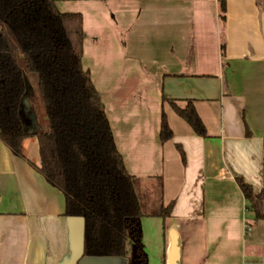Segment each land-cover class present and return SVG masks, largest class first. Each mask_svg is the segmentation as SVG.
<instances>
[{
    "label": "crops",
    "instance_id": "crops-1",
    "mask_svg": "<svg viewBox=\"0 0 264 264\" xmlns=\"http://www.w3.org/2000/svg\"><path fill=\"white\" fill-rule=\"evenodd\" d=\"M57 6L83 15V64L92 75L89 45L102 87L92 79L127 170L141 179V191L153 193L161 179L163 204L174 201L170 216H156L164 231L159 248L147 250L143 239L149 264H169L172 230L179 264H248L264 254V219L256 221L236 181L242 176L264 191V0ZM129 78L136 79L130 87ZM164 96L181 106L191 100L207 135L196 134ZM163 111L173 130L165 142ZM23 147L26 158L0 139V264H129L127 257L84 260V219L64 215L63 193L30 163H39L37 139Z\"/></svg>",
    "mask_w": 264,
    "mask_h": 264
},
{
    "label": "trees",
    "instance_id": "trees-1",
    "mask_svg": "<svg viewBox=\"0 0 264 264\" xmlns=\"http://www.w3.org/2000/svg\"><path fill=\"white\" fill-rule=\"evenodd\" d=\"M84 39L82 13L61 11L57 0H0V139L22 158L23 141L37 139L39 163H30L63 193L64 215L84 219L87 255L149 264L142 218H167L174 201L164 205L160 189L157 208L147 210L141 179L127 170L102 96L84 67ZM163 98L196 134L207 135L191 100L181 106ZM172 137L163 111L160 139ZM236 181L256 221L264 219V191L242 176Z\"/></svg>",
    "mask_w": 264,
    "mask_h": 264
},
{
    "label": "rangeland",
    "instance_id": "rangeland-1",
    "mask_svg": "<svg viewBox=\"0 0 264 264\" xmlns=\"http://www.w3.org/2000/svg\"><path fill=\"white\" fill-rule=\"evenodd\" d=\"M85 50V48H84ZM86 56H85V65L91 66L93 70V76L95 81L97 82V85L101 88L102 85L101 81L98 80L97 72H100V65L98 62V57L95 55V49L89 45L86 46ZM116 79H114L115 81ZM117 81V80H116ZM136 82V79L129 78L127 81V86L130 87L132 84ZM151 187V186H150ZM154 188V192H145L141 191V196L144 198L146 204H147V210H154L157 208V204L159 202L160 197V181L155 182L154 185H152ZM146 217V218H145ZM144 225L142 224V230H143V239L147 240L148 247L147 250H152L151 252H155L157 248H159V242L161 243V239L163 237V228H162V219L156 218V216H144ZM142 222V221H141ZM169 235L170 241L172 240V233L169 231L167 233ZM264 250V244L263 248ZM251 259H253L252 262H248V264H264V254H260L258 256H253Z\"/></svg>",
    "mask_w": 264,
    "mask_h": 264
},
{
    "label": "water",
    "instance_id": "water-1",
    "mask_svg": "<svg viewBox=\"0 0 264 264\" xmlns=\"http://www.w3.org/2000/svg\"><path fill=\"white\" fill-rule=\"evenodd\" d=\"M172 240H171V248L169 252V264H179L180 258V247H179V240L176 232L172 230ZM109 257H101V256H89L86 255L84 257L85 261H105Z\"/></svg>",
    "mask_w": 264,
    "mask_h": 264
}]
</instances>
